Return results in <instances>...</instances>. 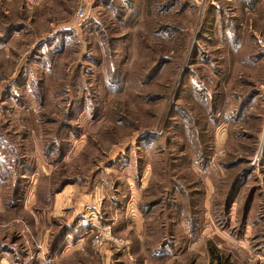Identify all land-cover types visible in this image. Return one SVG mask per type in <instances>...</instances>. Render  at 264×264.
<instances>
[{
	"label": "rangeland",
	"instance_id": "1",
	"mask_svg": "<svg viewBox=\"0 0 264 264\" xmlns=\"http://www.w3.org/2000/svg\"><path fill=\"white\" fill-rule=\"evenodd\" d=\"M258 37L264 0H0V264L143 263L99 227L143 264H264Z\"/></svg>",
	"mask_w": 264,
	"mask_h": 264
},
{
	"label": "crops",
	"instance_id": "2",
	"mask_svg": "<svg viewBox=\"0 0 264 264\" xmlns=\"http://www.w3.org/2000/svg\"><path fill=\"white\" fill-rule=\"evenodd\" d=\"M91 211H93V213L95 212L96 214H98V210L96 209V208H91L90 209ZM90 210H89V212H87V213H85L84 214V218H86V219H88V222H89V220H90V222H92V223H94V218L92 217V214L90 213ZM91 214V215H90ZM133 215V214H132ZM85 219V220H86ZM125 219V218H124ZM128 219V218H127ZM95 224V223H94ZM106 224V223H105ZM142 225V224H141ZM140 225V226H141ZM91 226V225H90ZM143 226V225H142ZM124 227H126V228H131V229H129V230H131V231H133V232H135V233H137V236H139L138 235V233H140V231H139V227L137 226V227H135V229L133 228V227H129V222L128 223H125V226ZM87 231V229L85 230V232ZM87 234V233H86ZM86 236L87 235H85V234H80L78 237H79V239L78 240H75V241H73L71 244H69L68 245V247H65L64 249H62V251H67L68 250V248H74V249H79V250H81L82 249V246H83V250H85V253H86V251H87V253H88V256H92V253H91V251H90V248L91 247H89V244H86L87 242H86ZM124 237V236H123ZM125 238H127L128 239V242H129V247H131V253H133V252H140L141 253V255L143 256V263H145V262H148V259H150V256H149V254H147V250H148V248H147V246L145 247V244H143L142 242H138V241H140L139 239L138 240H136L135 242H133L132 240H131V238H128V237H125ZM139 238V237H138ZM136 242H138L139 243V250L138 249H136L137 247H136V245H135V243ZM146 248V249H145ZM138 254V253H137ZM133 255V254H132ZM100 258H102V259H107L108 258V256H106V255H104L103 254V256L101 255V257L99 256V259ZM122 259H125V254L123 255V257H121ZM164 259V257H162V258H159L158 260H163ZM118 260H121V259H119L118 258ZM121 261H123V260H121ZM142 263V264H143ZM134 264V263H133Z\"/></svg>",
	"mask_w": 264,
	"mask_h": 264
},
{
	"label": "built area",
	"instance_id": "3",
	"mask_svg": "<svg viewBox=\"0 0 264 264\" xmlns=\"http://www.w3.org/2000/svg\"><path fill=\"white\" fill-rule=\"evenodd\" d=\"M261 37H258V41L262 42ZM128 241L120 236L114 235L109 227H99L95 231V235L92 239V245L94 247H102L110 245L117 250H128Z\"/></svg>",
	"mask_w": 264,
	"mask_h": 264
},
{
	"label": "trees",
	"instance_id": "4",
	"mask_svg": "<svg viewBox=\"0 0 264 264\" xmlns=\"http://www.w3.org/2000/svg\"><path fill=\"white\" fill-rule=\"evenodd\" d=\"M235 181V180H234ZM237 183V180L232 184L233 186L235 185ZM159 204V201H157V200H150V202H148L147 203V205H148V208H147V210L146 211H148V213H151V209L153 208V207H155L156 205H158ZM68 225H63L62 227H61V229L60 230H58V232H57V234H56V236H55V240H60V238L62 237V236H64L66 233H67V231H66V227H67ZM197 226L198 225H195V223L192 225V228H195L194 230H196V228H197ZM162 233H165V235L166 236H168L167 237V239H165L166 238V236L165 235H162L163 237H165L164 239H162L160 242H158V245H156V248H157V250H160V249H164V248H166V245H167V241L169 240V238H172V231L171 230H169V231H167V232H165L164 230L162 231Z\"/></svg>",
	"mask_w": 264,
	"mask_h": 264
}]
</instances>
